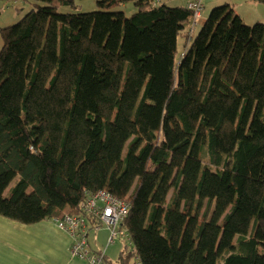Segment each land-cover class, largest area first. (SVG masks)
Instances as JSON below:
<instances>
[{
    "label": "trees",
    "instance_id": "16d2710c",
    "mask_svg": "<svg viewBox=\"0 0 264 264\" xmlns=\"http://www.w3.org/2000/svg\"><path fill=\"white\" fill-rule=\"evenodd\" d=\"M31 1L0 30V216L90 231L108 191L130 244L103 264H264V23L226 3L193 38L187 5Z\"/></svg>",
    "mask_w": 264,
    "mask_h": 264
},
{
    "label": "crops",
    "instance_id": "0c3cea01",
    "mask_svg": "<svg viewBox=\"0 0 264 264\" xmlns=\"http://www.w3.org/2000/svg\"><path fill=\"white\" fill-rule=\"evenodd\" d=\"M219 1L232 4L241 18V13H247V10L250 13L252 9L253 23H264V4L258 0ZM239 1H245L247 6L241 7ZM1 46L0 42V49ZM93 230L100 228H92L89 236ZM71 245V236L59 229L54 220L25 225L0 216V264H86L72 257ZM90 249L94 252L103 250L101 247L92 249L91 245Z\"/></svg>",
    "mask_w": 264,
    "mask_h": 264
},
{
    "label": "rangeland",
    "instance_id": "374dc122",
    "mask_svg": "<svg viewBox=\"0 0 264 264\" xmlns=\"http://www.w3.org/2000/svg\"><path fill=\"white\" fill-rule=\"evenodd\" d=\"M73 5H59L60 14H85L97 11L99 9L98 2L101 0H72ZM158 4H165L168 7H181L189 0H154ZM225 2L219 0H205L204 7L202 8V17L196 21V26L192 32L193 38L199 34L204 22L208 19L211 12L220 6H223ZM241 7L247 6L245 1H239ZM34 7V3L31 0H0V27L5 28L8 26H13L20 22L23 17L30 12ZM112 11L123 12L127 18L131 17L137 12V8L133 2H123L119 5H116L111 8ZM255 14L251 9V12L241 13L243 22L248 26H255L256 23H253ZM1 30V29H0ZM0 42L3 46L2 38L0 37ZM184 46V40L179 39L178 46V56L181 58L187 48ZM1 46V49H2ZM0 49V51H1ZM123 229V227H120ZM110 230L103 225L99 231H91L89 236V243L92 249L101 247L103 250L107 249V257L109 261L117 262L118 257L121 251L125 248L126 245H129L130 242L128 239L121 238L115 240L113 244H109L110 239ZM238 239V237H237ZM222 259L219 260V263H222Z\"/></svg>",
    "mask_w": 264,
    "mask_h": 264
},
{
    "label": "built area",
    "instance_id": "2783aa9c",
    "mask_svg": "<svg viewBox=\"0 0 264 264\" xmlns=\"http://www.w3.org/2000/svg\"><path fill=\"white\" fill-rule=\"evenodd\" d=\"M204 0H190L187 8L193 12L195 25L202 17ZM83 210L88 216H92L110 230L109 244L117 239L130 240L125 228H120L129 214V206L108 191H99L88 195L83 205ZM59 229L69 234L72 238L71 255L85 261L86 264H103L107 256V249L94 252L89 245V227L84 218L65 215L64 218L54 221ZM96 229H98L96 227Z\"/></svg>",
    "mask_w": 264,
    "mask_h": 264
}]
</instances>
